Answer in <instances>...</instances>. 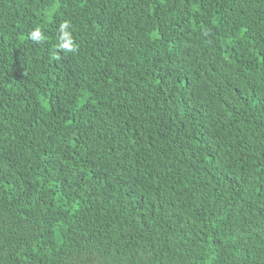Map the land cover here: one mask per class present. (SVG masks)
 <instances>
[{
    "label": "trees",
    "instance_id": "1",
    "mask_svg": "<svg viewBox=\"0 0 264 264\" xmlns=\"http://www.w3.org/2000/svg\"><path fill=\"white\" fill-rule=\"evenodd\" d=\"M0 264H264V0H0Z\"/></svg>",
    "mask_w": 264,
    "mask_h": 264
},
{
    "label": "clouds",
    "instance_id": "2",
    "mask_svg": "<svg viewBox=\"0 0 264 264\" xmlns=\"http://www.w3.org/2000/svg\"><path fill=\"white\" fill-rule=\"evenodd\" d=\"M68 24L65 22L64 24L61 25V37H60V43L59 47L65 51L72 52L75 50L73 41L70 37V34L67 32ZM31 38L33 40H42L44 38L43 33L40 28H36L31 32Z\"/></svg>",
    "mask_w": 264,
    "mask_h": 264
}]
</instances>
